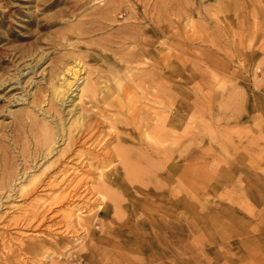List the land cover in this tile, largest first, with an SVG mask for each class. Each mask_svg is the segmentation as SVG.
Masks as SVG:
<instances>
[{"label":"rangeland","instance_id":"obj_1","mask_svg":"<svg viewBox=\"0 0 264 264\" xmlns=\"http://www.w3.org/2000/svg\"><path fill=\"white\" fill-rule=\"evenodd\" d=\"M102 1L0 0V252L2 244L15 248L36 242L58 243L69 254L79 249L76 237L64 234L59 223L68 212L76 213L94 201L85 196L86 187L80 197L54 205L40 224L26 228L13 222L28 215L32 206L41 208L55 196H64L61 180L74 177L65 170L79 168L77 180L83 178L87 187H94L90 178L98 177V172L89 166L93 160L88 154H97L101 145L67 148L62 136L78 118L82 120L76 128L94 122L100 111L117 115L119 125L125 126L145 102V90L136 87L125 99L119 89L133 85L129 76L137 80L143 68L152 66L166 75L179 71L182 84L190 75L195 77L198 111L192 119L197 133L200 210L197 237L193 240L185 233L179 261L175 263L169 246L161 257L147 252V264H264V230L234 236V224L216 209L218 199L225 198L223 190L230 189L240 203L249 204L242 190L249 194L262 190L264 198V0H165L188 3L191 16L161 20L159 25L147 20L133 28L134 22L121 15L103 30L81 35L77 29L90 27L86 23L98 17ZM49 4L53 8L44 11ZM222 11L228 16L226 31H222L226 33L206 34L222 29ZM163 26L181 35H160ZM142 31L157 37H146ZM140 53L151 60L143 58V64ZM131 54L137 59L128 62ZM77 57L85 65L81 77H101L113 89L112 95L101 96L98 102L80 101L75 91L64 104L57 102L53 86L62 83L65 67L75 66ZM149 118L141 114L137 119ZM182 118L188 122L191 117ZM44 125L54 133L50 154L41 132ZM100 131L108 133V126H101ZM77 151L86 155L79 159ZM256 175L261 180L252 181ZM35 177L37 181L31 183ZM51 177L57 181L45 187ZM180 182L186 184L183 179ZM22 189L27 195L19 194ZM259 210L262 207H256ZM259 221L264 222V210ZM38 260L26 258L28 264H43ZM59 264L85 262L73 257Z\"/></svg>","mask_w":264,"mask_h":264},{"label":"bare ground","instance_id":"obj_2","mask_svg":"<svg viewBox=\"0 0 264 264\" xmlns=\"http://www.w3.org/2000/svg\"><path fill=\"white\" fill-rule=\"evenodd\" d=\"M82 1L92 0H79ZM102 2L103 8L97 13L98 17L86 23L90 24V27L77 29L81 35L101 31L117 22L121 15L124 16L123 19L134 22L133 28L137 27L136 24L147 23V20L159 25L161 20L172 17L185 19L191 16V5L188 3L178 5L165 0ZM53 5H46L44 11L51 10ZM227 20L226 11H222V29L205 33L212 36L225 34L226 32L222 31H226ZM30 24L34 25L35 21ZM159 30V34L165 37L181 35L172 33L167 26ZM140 34L157 37L150 32L142 31ZM144 46L147 47V42ZM138 58L143 64V58L151 60L143 53H140ZM133 59L137 57L128 55V62ZM75 62V66L65 67L62 83L53 86V93L59 99L58 103L64 104L68 99L67 95L70 92L72 95L75 91H78L80 101L89 98L91 102H98L101 96L107 98L114 93L112 88L103 83L101 77H81L85 68L83 60L77 57ZM126 69L130 71L129 67ZM179 76V71L166 75L161 68L152 66L143 68L137 80L129 76L133 85L120 88L118 94L127 99L129 95L134 94V88L142 87L145 90V102L140 103L125 126L119 125L121 120L117 115H106L103 111L96 112L94 116L98 117L94 122L80 123L76 128V123L80 118L82 120L80 117L76 123L71 124L66 135L62 136L65 137L67 148L77 144L84 147L101 145L97 154H88L93 160L89 166L98 172V177L90 178V181L94 180V187H87L83 178L77 180L80 176L79 168L65 170L66 174L70 173L74 177L69 181L66 178L61 180L65 185L64 196H55L41 208L32 206L28 215L13 222L14 225L26 228L38 222L40 224L54 205L80 197V191L86 187L83 190L85 196H90L89 202L94 201L76 213L68 212L59 223L64 234L76 237L79 249L69 254L58 243H24L15 248L2 244L0 264H28L26 258L39 259L43 264L46 261H49V264H59L65 258L68 263L73 257H79L85 264H147V252L153 251L161 257V253L169 246L173 248L175 263L179 261V250L185 233L192 235L193 240L197 237L195 230L200 210L197 198V133L192 119L198 111L195 77L190 75L188 82L182 84ZM149 103L154 106L151 107ZM141 114L150 115L149 120H138ZM182 116L191 118L187 122ZM90 117L91 114L88 119ZM103 125L108 126L109 132L106 134L100 131ZM74 127L76 131L78 129L77 133L73 130ZM148 130H151L149 134ZM41 132L44 134L45 144L49 146L50 154V149L54 148V133L47 125L41 128ZM75 155L80 159L86 154L77 151ZM83 161L84 159L81 163ZM258 177L253 176L252 181L261 180ZM180 179L186 184L182 185ZM36 181L35 177L31 183ZM56 181L51 177L45 187L53 186ZM223 192L225 198L218 199L216 209L230 218L234 224V236L241 238L249 233L264 230V222L259 221L264 210L262 190H255V194L242 190L249 204L240 203L234 194H231L230 189ZM19 194L27 195L26 189H22ZM251 203L254 205L248 208ZM256 207H262V210L256 211ZM71 247L72 243L66 249Z\"/></svg>","mask_w":264,"mask_h":264}]
</instances>
